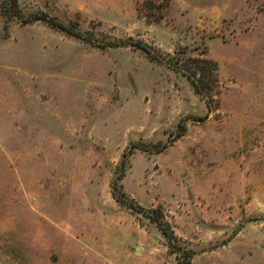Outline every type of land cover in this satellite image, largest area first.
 Masks as SVG:
<instances>
[{
  "label": "rangeland",
  "instance_id": "374dc122",
  "mask_svg": "<svg viewBox=\"0 0 264 264\" xmlns=\"http://www.w3.org/2000/svg\"><path fill=\"white\" fill-rule=\"evenodd\" d=\"M18 4L0 0V264H264V0Z\"/></svg>",
  "mask_w": 264,
  "mask_h": 264
},
{
  "label": "trees",
  "instance_id": "16d2710c",
  "mask_svg": "<svg viewBox=\"0 0 264 264\" xmlns=\"http://www.w3.org/2000/svg\"><path fill=\"white\" fill-rule=\"evenodd\" d=\"M11 4H12V8L16 13V16L23 18L22 17V13L19 10V4H18V0H10ZM28 23H32L35 21H44L48 24H50L51 26H53L54 28H57L65 33H67L68 35L74 36L80 40H83L87 43H91L93 45L99 46L101 48H119V47H125V46H133L135 48L141 49L143 51H145L146 53H148L149 55L153 56V52L151 51L150 48L147 47V45H144L142 43H140L139 41H113L110 42L108 44H102L100 43V41H96V39H91V37H89L88 35L84 34L83 32L77 30L76 28H73L71 26H68L66 24H64L63 22L55 19V18H51L48 17L45 14H35L33 15L31 18H28ZM189 79L191 80V82L193 83L194 86H197L200 83V80H197V76L196 74H187ZM167 148V146H164L162 149L158 150V152H162L163 149ZM115 199L117 201H120L117 198V194L114 192L113 193ZM153 219H155L156 222H158V224L161 226V229L163 230V233L169 237L171 240H176V237L174 235V233H172V231H166V229L164 228L167 223L164 221V217L162 215H160V217H155L154 214L153 216H151ZM170 230V229H169ZM178 249L176 250L177 253L183 255L184 261L179 262L178 264H190V260H191V254L190 253H186V252H182V248L181 247H177Z\"/></svg>",
  "mask_w": 264,
  "mask_h": 264
}]
</instances>
